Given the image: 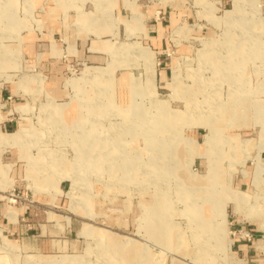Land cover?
Instances as JSON below:
<instances>
[{
  "label": "rangeland",
  "instance_id": "rangeland-1",
  "mask_svg": "<svg viewBox=\"0 0 264 264\" xmlns=\"http://www.w3.org/2000/svg\"><path fill=\"white\" fill-rule=\"evenodd\" d=\"M68 257L264 264V0H0V264Z\"/></svg>",
  "mask_w": 264,
  "mask_h": 264
},
{
  "label": "crops",
  "instance_id": "crops-1",
  "mask_svg": "<svg viewBox=\"0 0 264 264\" xmlns=\"http://www.w3.org/2000/svg\"><path fill=\"white\" fill-rule=\"evenodd\" d=\"M152 25H151V28H155V29H157L158 31H160L161 30V28L163 27V25H164V23H163V21H161V20H156L155 22L153 21L152 23H151ZM152 30V29H151ZM163 54V53H162ZM159 58H160V55H159ZM160 60H161V62H163L164 60H165V57H162V58H160ZM163 74V73H162ZM161 74V75H162ZM55 114V112H54V110H53V113H52V119H57V117L54 115ZM79 116V122H82V121H84V118L83 117H80V115H77V117ZM76 117V118H77ZM76 121V120H75ZM75 121H73V123L75 122ZM77 122V121H76ZM66 125L65 123H63L62 121L61 122H52V125H59V126H62V125ZM18 134V133H17ZM17 134H14V135H17ZM68 259V261H69V264H70V262L72 261V258L71 257H68L67 258Z\"/></svg>",
  "mask_w": 264,
  "mask_h": 264
},
{
  "label": "bare ground",
  "instance_id": "bare-ground-1",
  "mask_svg": "<svg viewBox=\"0 0 264 264\" xmlns=\"http://www.w3.org/2000/svg\"><path fill=\"white\" fill-rule=\"evenodd\" d=\"M147 58H149V57H147ZM157 104H158V103H157ZM217 107H218V106H216V105H214V106L211 105L212 110H214V109L217 108ZM233 108H234V106H233ZM222 109L225 110L226 107H225L224 105H223L222 107L220 106V107H218V110H217V111H222ZM214 112H215V111H214ZM166 115H167V114H165L164 116L167 117ZM195 178H196V177H195ZM196 182H199V179L196 178ZM85 231H86L87 233H90V229H85ZM204 242H205V238L202 239V245H203V246H205V243H204Z\"/></svg>",
  "mask_w": 264,
  "mask_h": 264
}]
</instances>
